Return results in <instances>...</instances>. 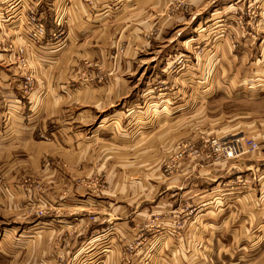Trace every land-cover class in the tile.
<instances>
[{"label":"rangeland","instance_id":"1","mask_svg":"<svg viewBox=\"0 0 264 264\" xmlns=\"http://www.w3.org/2000/svg\"><path fill=\"white\" fill-rule=\"evenodd\" d=\"M0 66V118L44 139L0 157V264L264 260L198 218V172L264 150V0H0Z\"/></svg>","mask_w":264,"mask_h":264},{"label":"crops","instance_id":"2","mask_svg":"<svg viewBox=\"0 0 264 264\" xmlns=\"http://www.w3.org/2000/svg\"><path fill=\"white\" fill-rule=\"evenodd\" d=\"M204 12L198 15L200 16ZM211 14L213 13L209 10V15L211 16ZM180 42H186V40ZM175 43L177 42L173 44ZM0 72L1 74L5 73L6 69H1L0 66ZM86 90V88L81 89V92ZM114 113H107V115ZM39 124V120L31 118L7 119L5 121L0 118L1 159L6 158L13 150H22L28 154V157H34L38 152L39 140H44L39 138ZM64 125L63 122L59 123L61 127ZM97 126L107 129L106 132L113 133L115 117L99 120ZM53 135V133H48L49 137L54 138ZM44 138L49 141L48 137ZM231 160H233L231 164L222 167L209 166L198 172L201 175L202 173L207 174V184H203L199 188L207 195L208 202L205 201L203 206L209 205L214 197L215 206L218 207L215 215L210 209L203 210L206 214H199V221L201 218L207 220L208 237H212V231H215L217 233L214 236L217 238L235 235H238L239 238H256V252L259 250L264 255V150L247 152ZM221 184L224 187H220ZM194 185L197 186L196 183ZM198 186L200 185L198 184ZM3 187L5 186L1 184L0 189ZM213 219L214 225H212ZM220 231L224 233H219ZM259 264H264V260Z\"/></svg>","mask_w":264,"mask_h":264},{"label":"built area","instance_id":"3","mask_svg":"<svg viewBox=\"0 0 264 264\" xmlns=\"http://www.w3.org/2000/svg\"><path fill=\"white\" fill-rule=\"evenodd\" d=\"M212 146L218 152H223L227 157H235L240 154L241 151L245 150H255L257 149V143L246 139L240 140L236 139L229 145H219L216 140L211 141Z\"/></svg>","mask_w":264,"mask_h":264}]
</instances>
